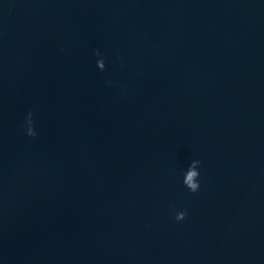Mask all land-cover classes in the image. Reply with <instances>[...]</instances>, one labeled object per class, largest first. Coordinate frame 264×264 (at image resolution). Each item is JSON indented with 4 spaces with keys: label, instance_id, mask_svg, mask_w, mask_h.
Returning a JSON list of instances; mask_svg holds the SVG:
<instances>
[{
    "label": "water",
    "instance_id": "water-1",
    "mask_svg": "<svg viewBox=\"0 0 264 264\" xmlns=\"http://www.w3.org/2000/svg\"><path fill=\"white\" fill-rule=\"evenodd\" d=\"M0 264H264V0H0Z\"/></svg>",
    "mask_w": 264,
    "mask_h": 264
},
{
    "label": "clouds",
    "instance_id": "clouds-1",
    "mask_svg": "<svg viewBox=\"0 0 264 264\" xmlns=\"http://www.w3.org/2000/svg\"><path fill=\"white\" fill-rule=\"evenodd\" d=\"M95 56L97 59V57L99 56V49H97L95 51ZM102 67H103V65H102ZM109 83H111V82H109ZM25 134L28 137H33V138L38 135L37 129H36L35 124H34L32 111H28V113L25 117ZM201 167H202V162H201ZM196 175H197V179L195 182H193L192 178L189 177V179L186 181V183L184 185V187L189 192H191L193 194L199 192L201 189V180H202L201 171L199 173H197ZM186 216H187V210H177V211H175L174 218L177 222H181V221L185 220Z\"/></svg>",
    "mask_w": 264,
    "mask_h": 264
}]
</instances>
